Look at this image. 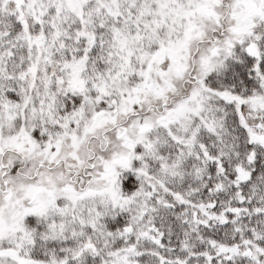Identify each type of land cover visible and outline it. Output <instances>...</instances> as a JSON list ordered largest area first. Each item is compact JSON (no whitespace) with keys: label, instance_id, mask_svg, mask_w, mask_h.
I'll return each mask as SVG.
<instances>
[{"label":"rangeland","instance_id":"rangeland-1","mask_svg":"<svg viewBox=\"0 0 264 264\" xmlns=\"http://www.w3.org/2000/svg\"><path fill=\"white\" fill-rule=\"evenodd\" d=\"M10 17L26 31L12 38L23 42V48L35 47L42 60L52 57L46 37L38 40L46 27L52 40L64 27L96 30L116 69L107 75L109 88L100 82L91 93L83 89L67 95L78 101L69 107L53 97L0 102V252L10 249L17 257L10 263L11 255H3L0 264H20L26 258L27 219L44 218L56 227L72 224V219L93 223L87 215L95 219L102 206L129 210L151 199L157 185L145 179L154 171L146 159L194 137L205 119L200 113L209 108L203 79L233 50L260 41L264 0H0V24L9 26ZM9 53L1 51L0 58ZM26 53L30 61L24 69L29 71L35 62L33 54ZM37 69L58 75L48 62L37 61ZM130 89L133 98L125 94ZM112 95L115 103L106 114L101 100ZM134 105L140 111H133ZM245 116L250 122L257 115L251 111ZM144 128L148 131L140 134ZM158 166L167 172L161 153ZM125 171L134 172L143 184L128 198L119 193ZM82 173L87 177L81 184L76 178L72 182ZM160 177L156 171L155 178ZM55 217L63 222H55Z\"/></svg>","mask_w":264,"mask_h":264},{"label":"trees","instance_id":"trees-1","mask_svg":"<svg viewBox=\"0 0 264 264\" xmlns=\"http://www.w3.org/2000/svg\"><path fill=\"white\" fill-rule=\"evenodd\" d=\"M12 21L9 26L0 24V52H10L0 58V102L53 97L60 106L69 107L78 102L75 96L74 102L68 99L71 93L83 89L91 93L100 82L109 88L107 75L116 68L100 43V32L64 27L54 41L46 27L38 40L46 37L52 57L42 60L32 45L24 44L25 49L23 42H15L12 36H24L26 31L17 18ZM31 31L35 32L34 26ZM27 50L35 62L29 71L24 69L30 61ZM37 61L56 66L58 75L42 74ZM201 86L209 108L200 113L205 119L194 137L146 159L154 171L145 179L158 187L151 199H142L140 207L133 204L129 210L102 206L95 219L87 215L93 223L72 219V224L66 221L56 227L44 218L27 219L26 258L18 263L264 264V32L257 43H246L227 55ZM125 94L133 98L132 89ZM107 96L101 102L108 110L115 97ZM140 109L134 105L132 110ZM251 111L257 116L249 122L245 115ZM159 153L167 163L165 174L159 170ZM156 171L163 177L156 179ZM124 173L119 193L128 198L143 184L134 172ZM59 219L54 221L63 222ZM79 246L87 253L79 252ZM7 254L8 262L16 261L10 249L2 250L0 259ZM61 259L63 263H55Z\"/></svg>","mask_w":264,"mask_h":264},{"label":"flooded vegetation","instance_id":"flooded-vegetation-1","mask_svg":"<svg viewBox=\"0 0 264 264\" xmlns=\"http://www.w3.org/2000/svg\"><path fill=\"white\" fill-rule=\"evenodd\" d=\"M0 167L3 169V167L0 165ZM8 174H9V172H7ZM14 173H16V172H14ZM4 175H1V182H2V185L4 186V184H5V182H4V177H3ZM85 177H87V175H85L84 173H82V177H80V178H77L76 177V175H74V177L71 179L72 180V182H74V181H76V179L78 180V183H80L81 184V182H82V179L84 178L85 179ZM76 178V179H75Z\"/></svg>","mask_w":264,"mask_h":264},{"label":"water","instance_id":"water-1","mask_svg":"<svg viewBox=\"0 0 264 264\" xmlns=\"http://www.w3.org/2000/svg\"><path fill=\"white\" fill-rule=\"evenodd\" d=\"M146 131H148V128H144V129H142V130L140 131V134H142V133H144V132H146ZM4 186H5V184H4Z\"/></svg>","mask_w":264,"mask_h":264}]
</instances>
